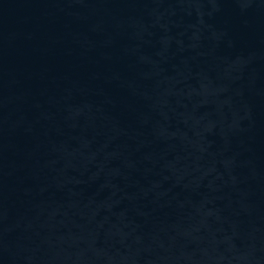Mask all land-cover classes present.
<instances>
[{
	"label": "water",
	"instance_id": "1",
	"mask_svg": "<svg viewBox=\"0 0 264 264\" xmlns=\"http://www.w3.org/2000/svg\"><path fill=\"white\" fill-rule=\"evenodd\" d=\"M0 264H264V0H0Z\"/></svg>",
	"mask_w": 264,
	"mask_h": 264
}]
</instances>
